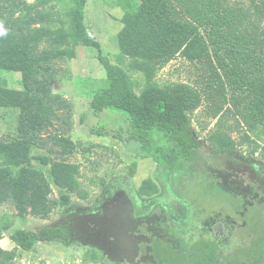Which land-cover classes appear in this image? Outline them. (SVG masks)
I'll list each match as a JSON object with an SVG mask.
<instances>
[{
	"label": "trees",
	"instance_id": "16d2710c",
	"mask_svg": "<svg viewBox=\"0 0 264 264\" xmlns=\"http://www.w3.org/2000/svg\"><path fill=\"white\" fill-rule=\"evenodd\" d=\"M55 1L67 4L0 0V72L21 74L23 87L12 90L0 83V109L19 112L16 136L0 140V207L10 205L16 211L13 217H1L0 241L14 227L13 218L48 220L57 208L70 204L71 196L88 198L79 181L81 168L70 162L77 143L68 135L50 133L58 114H71L67 100L53 91L56 64L75 60L79 47L97 50L106 73L107 86L97 90L91 101L94 114L113 110L123 115L118 120L102 117L106 125H91L92 136L112 138L141 158L152 159L174 175V181L187 183L201 167L195 157L207 149L191 117L208 100L214 105L213 118L234 119L235 130L243 133L240 145H252L251 154H257L259 144L251 135L257 131L264 135V0H252L248 7L231 0H117L123 27L116 64L103 56L101 44L89 32L88 0H70L63 14L55 6L48 8ZM178 57L206 71L208 92L186 83L157 81L160 70ZM124 67L139 74L142 82ZM207 141L215 154L233 155L238 147L222 130ZM33 149L47 155L34 156ZM34 163L49 168L51 182ZM52 185L60 191L58 199L52 198ZM138 192L151 198L159 190L147 180ZM245 217L253 240L231 255L205 229L182 251L154 241L147 264H264L263 210ZM224 233L229 235L225 228ZM10 240L15 249L0 247V264H15L19 250L32 252L40 244L69 241V231L61 225L16 230ZM100 260L96 250L82 259L84 264Z\"/></svg>",
	"mask_w": 264,
	"mask_h": 264
},
{
	"label": "rangeland",
	"instance_id": "374dc122",
	"mask_svg": "<svg viewBox=\"0 0 264 264\" xmlns=\"http://www.w3.org/2000/svg\"><path fill=\"white\" fill-rule=\"evenodd\" d=\"M26 1L33 5L39 0ZM59 1L67 4L55 1L48 8L55 6V10L63 14L64 9L70 7V0ZM231 1L248 7L252 0ZM122 16L117 0H88L85 9L89 32L112 64H116L119 55ZM63 19L68 25L69 19ZM76 51L75 60L66 59L55 67L53 91L67 100L71 114H58L50 133L68 135L77 143L78 149L70 162L80 166L79 181L88 198L80 200L71 196L70 204L57 208L48 220L32 216L15 219L14 227L7 234L60 225L69 231V241L40 244L28 253L21 251L15 264H84L82 259L91 250L99 252V264H147L154 241L171 243L182 251L205 229L211 231L209 238L220 240L229 255L250 245L253 238L249 231H253L247 229L246 217L239 219L240 215H236V207L242 200L251 206L255 201L264 203V135L260 131L251 135L259 144L257 154L252 155V145H240L243 133L235 130V120L213 118V102L205 100L191 117L198 138L207 148L195 157L201 167L193 180L174 181V175L158 167L152 159L141 158L112 138L91 135V125H106L103 118L118 120L123 115L113 110L94 114L91 101L97 90L107 86L106 73L98 61L97 50L79 47ZM127 64L125 61L124 66ZM124 69L133 79L142 82L139 74ZM207 80L208 74L201 66L180 57L165 65L157 76L161 84L186 83L208 92ZM0 83L12 90L23 89L19 73L0 72ZM18 113L14 109H0V140L10 141L16 136ZM218 130L227 132L238 144L233 155L215 154L209 148L207 140ZM32 154L47 155L38 149H33ZM34 165L49 179V168ZM147 180L156 184L158 195L140 196L138 190ZM52 187V198L58 199L60 191ZM234 195L240 199H234ZM256 207L250 209L249 217ZM165 213L171 218L165 217ZM5 214L15 215L16 211L4 205L0 207V219ZM222 227L228 230L227 237Z\"/></svg>",
	"mask_w": 264,
	"mask_h": 264
},
{
	"label": "flooded vegetation",
	"instance_id": "af4514ba",
	"mask_svg": "<svg viewBox=\"0 0 264 264\" xmlns=\"http://www.w3.org/2000/svg\"><path fill=\"white\" fill-rule=\"evenodd\" d=\"M253 205L254 206L257 205L258 207L262 206L261 208L256 207L253 212L255 211L258 212L259 210H263V214H264V203L262 204L261 201H255ZM254 206L246 205V202L244 201L243 204H241L239 207L238 206L236 207L237 209L236 214H239L241 217H244L247 213L250 212V209H254ZM222 228L224 230L225 227H222ZM213 229H215V227H213Z\"/></svg>",
	"mask_w": 264,
	"mask_h": 264
},
{
	"label": "crops",
	"instance_id": "0c3cea01",
	"mask_svg": "<svg viewBox=\"0 0 264 264\" xmlns=\"http://www.w3.org/2000/svg\"><path fill=\"white\" fill-rule=\"evenodd\" d=\"M10 216H15L13 214H8ZM13 220L15 221V218H13ZM8 233V232H7ZM7 233H4L3 236H2V240L0 241V247L6 251H12L15 249V245L14 243L10 240V235L11 234H7ZM8 235V236H7ZM20 250L18 251V257H20ZM28 253V252H26Z\"/></svg>",
	"mask_w": 264,
	"mask_h": 264
}]
</instances>
